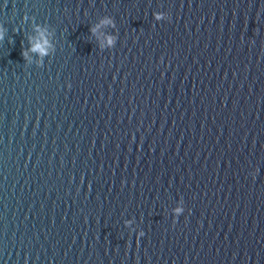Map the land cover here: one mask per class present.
Returning <instances> with one entry per match:
<instances>
[{
	"label": "water",
	"instance_id": "1",
	"mask_svg": "<svg viewBox=\"0 0 264 264\" xmlns=\"http://www.w3.org/2000/svg\"><path fill=\"white\" fill-rule=\"evenodd\" d=\"M0 25V264H264V0H0Z\"/></svg>",
	"mask_w": 264,
	"mask_h": 264
},
{
	"label": "clouds",
	"instance_id": "2",
	"mask_svg": "<svg viewBox=\"0 0 264 264\" xmlns=\"http://www.w3.org/2000/svg\"><path fill=\"white\" fill-rule=\"evenodd\" d=\"M155 20L156 21H160V20H164L165 19V14L164 13H155ZM171 17L168 14L167 15V21H170ZM24 22H35V17H29L27 15H25L23 17ZM101 26H108L111 27L113 29L116 28V23L114 18L110 17V16H104L103 19H101L99 21V23L92 25L89 29L90 34L92 36H96L97 31L100 29ZM35 32L38 34V38L34 37V36H28L27 37V41H28V47L23 49L22 51V56L24 58V61L28 64H31V60L29 57V52L32 53H37L40 57H46L49 55L48 53V49L52 48L53 49V54L55 53L56 50V45H53L48 36H53L55 35V31L54 29H52V32H48L47 28H41V26L39 24H36L35 26ZM6 29L0 25V41H3L5 38V34H6ZM47 33V35H46ZM106 43L101 42L99 37L96 38L97 44H98V48L100 50H105V49H112L115 47L117 39H118V35H107L106 36ZM52 54V55H53ZM37 67H42L43 63L41 62L40 64L36 65ZM68 87L70 88L71 85H68ZM252 175L255 177V172L252 173ZM184 209L182 208H177L175 209V213L176 215H174V222H175V218H178L180 216V213L183 212ZM134 232V231H133ZM145 235L144 231L140 230L139 232H137V238L139 239V237H143Z\"/></svg>",
	"mask_w": 264,
	"mask_h": 264
}]
</instances>
